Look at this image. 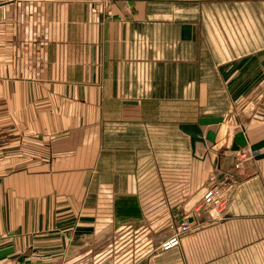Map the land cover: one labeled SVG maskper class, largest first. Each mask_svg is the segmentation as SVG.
Masks as SVG:
<instances>
[{
    "label": "crops",
    "instance_id": "obj_1",
    "mask_svg": "<svg viewBox=\"0 0 264 264\" xmlns=\"http://www.w3.org/2000/svg\"><path fill=\"white\" fill-rule=\"evenodd\" d=\"M263 83L264 0H0V264H97L155 227L160 247L107 264H264V158L223 149ZM203 117L224 121L194 149L180 126ZM215 171L235 181L223 218L191 215Z\"/></svg>",
    "mask_w": 264,
    "mask_h": 264
},
{
    "label": "rangeland",
    "instance_id": "obj_2",
    "mask_svg": "<svg viewBox=\"0 0 264 264\" xmlns=\"http://www.w3.org/2000/svg\"><path fill=\"white\" fill-rule=\"evenodd\" d=\"M262 89L264 91V83H263ZM257 93H258V90L254 92L248 98V100L244 103L243 106L236 107L235 110L230 111L225 116V118H227V120L225 121V124H227V126H229V129L231 130L230 132L231 139H229L228 142L223 143L224 144L223 149L230 150V147H232L233 136L236 131H241L244 129L245 131L248 130L249 132L250 131L253 132L254 130H251L252 129L251 125H254L256 122H259V121L260 122L264 121V92H262V94H257ZM222 124L220 125L222 126ZM239 150H242V151L245 150L253 158L250 146L245 147V148L241 147ZM237 154H238L237 151H234L233 159L235 160L237 159ZM252 158H249V159H252ZM247 160H245V162ZM171 226H172L171 224L168 226L167 233H169L168 229H170ZM194 229H195V225H193L192 230ZM143 232L144 230L141 229L139 231L126 234L123 237H121L119 240L117 239H109L106 241L104 240L102 243H100V246H99V251H102V252H100L99 256H97V258L99 259L97 264L98 263L107 264V263H112L113 261L127 262L131 260V258L134 259V258H139V257L144 256L143 250L136 249L137 250L135 252L136 256L132 255V257H129L127 259V256H124L123 254L128 251L127 248L130 246L135 247V248H139L140 246H145L146 248L145 252L148 253V252L155 250L156 248L160 247L163 244L162 237H165V234H166L165 228L163 229H160L159 227L152 228L151 232L148 231V233H146L145 235ZM160 236L162 237L160 238ZM119 250L120 251L123 250L124 253L118 254ZM87 259H88L87 263L92 262L91 264H94L95 254H93V256H88Z\"/></svg>",
    "mask_w": 264,
    "mask_h": 264
},
{
    "label": "built area",
    "instance_id": "obj_3",
    "mask_svg": "<svg viewBox=\"0 0 264 264\" xmlns=\"http://www.w3.org/2000/svg\"><path fill=\"white\" fill-rule=\"evenodd\" d=\"M236 151L238 153L236 159V167L241 169L244 166L245 160L252 158V156L249 155L245 150ZM218 173V171H215L211 175L209 187L203 199L193 209L191 215L196 216L199 212L206 209L208 213L214 218H223V215L229 203V193L235 186V181L233 176L230 174L226 175L223 179H218ZM191 215H185L184 219L175 228L172 237L168 238L164 242V245L176 244L183 235L189 233L192 230L194 224L190 219Z\"/></svg>",
    "mask_w": 264,
    "mask_h": 264
},
{
    "label": "water",
    "instance_id": "obj_4",
    "mask_svg": "<svg viewBox=\"0 0 264 264\" xmlns=\"http://www.w3.org/2000/svg\"><path fill=\"white\" fill-rule=\"evenodd\" d=\"M183 38H191L190 25L183 26ZM223 121L224 117H203L200 118L197 123H184L180 126V128L185 133L190 135L192 146L195 149L197 142H202L204 144H206L207 141L213 143L216 142L217 132L213 129H209L205 132L203 127L217 125L222 123ZM248 146H250L253 157L255 159L264 158V139L255 143H250L246 133L243 130L237 131L233 139L232 149L236 151L241 147L245 148Z\"/></svg>",
    "mask_w": 264,
    "mask_h": 264
}]
</instances>
